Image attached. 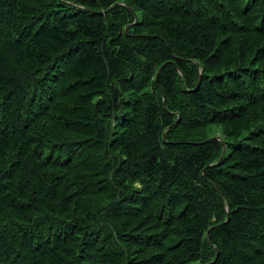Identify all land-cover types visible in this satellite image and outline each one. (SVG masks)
Instances as JSON below:
<instances>
[{
  "label": "trees",
  "instance_id": "16d2710c",
  "mask_svg": "<svg viewBox=\"0 0 264 264\" xmlns=\"http://www.w3.org/2000/svg\"><path fill=\"white\" fill-rule=\"evenodd\" d=\"M0 264H264V0H0Z\"/></svg>",
  "mask_w": 264,
  "mask_h": 264
},
{
  "label": "water",
  "instance_id": "95a60500",
  "mask_svg": "<svg viewBox=\"0 0 264 264\" xmlns=\"http://www.w3.org/2000/svg\"><path fill=\"white\" fill-rule=\"evenodd\" d=\"M137 20H138V17L135 16V21H137ZM162 67H163V65H161V67L158 69V71H157V75H156V78H158L159 73H160ZM198 83H199V82H198ZM198 83H197V85H198ZM164 135H165V134H164ZM216 137L219 138V136H216ZM210 139H212V138H209V140H210ZM224 152H225V147L223 148V151H222V154H221L219 160H221V158H222ZM216 164H218V163H216Z\"/></svg>",
  "mask_w": 264,
  "mask_h": 264
},
{
  "label": "rangeland",
  "instance_id": "374dc122",
  "mask_svg": "<svg viewBox=\"0 0 264 264\" xmlns=\"http://www.w3.org/2000/svg\"><path fill=\"white\" fill-rule=\"evenodd\" d=\"M218 132V131H217Z\"/></svg>",
  "mask_w": 264,
  "mask_h": 264
}]
</instances>
